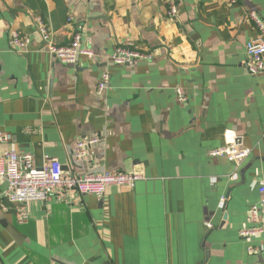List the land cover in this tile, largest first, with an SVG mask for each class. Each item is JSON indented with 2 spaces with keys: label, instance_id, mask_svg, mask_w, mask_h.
<instances>
[{
  "label": "crops",
  "instance_id": "1",
  "mask_svg": "<svg viewBox=\"0 0 264 264\" xmlns=\"http://www.w3.org/2000/svg\"><path fill=\"white\" fill-rule=\"evenodd\" d=\"M165 9L162 0H0V130L12 147L80 176L143 177L132 189L28 203L26 221L0 179V264H264V233L238 236L264 185V73L242 64L257 33L246 14L264 20V0H179L175 19ZM38 18L57 45L83 25L94 56L53 59ZM11 30L29 38L27 50L11 47ZM124 43L152 59L111 63ZM103 71L109 88L97 94ZM93 135L91 157L73 162L75 142ZM232 142L249 151L238 166L209 156Z\"/></svg>",
  "mask_w": 264,
  "mask_h": 264
},
{
  "label": "built area",
  "instance_id": "2",
  "mask_svg": "<svg viewBox=\"0 0 264 264\" xmlns=\"http://www.w3.org/2000/svg\"><path fill=\"white\" fill-rule=\"evenodd\" d=\"M166 9L165 14L175 19L178 13L179 0H162ZM235 4L236 0H230ZM254 24L256 34L248 39L244 45L243 67L250 75L264 73V20L254 11L247 14ZM72 21L71 17L67 22ZM73 23V22H71ZM83 25L74 24L70 41L65 45H57L50 31L40 18L36 20V30L43 42V48L55 60L68 65H75L80 56L92 58L94 52L85 43ZM10 45L17 52L27 50L29 38L21 36L15 30L9 32ZM153 53L131 48L128 43L116 46L109 56L111 63L115 65H130L134 61H149ZM110 75L103 71L97 83V94L105 93L109 88ZM178 100L185 101V96L180 87L176 88ZM99 135L85 136L78 139L71 152L73 162L86 161L93 154L94 146L100 141ZM12 138L8 132L0 130V179L7 183L2 196L12 203L21 205L18 212L19 219L26 221L28 211L24 205L31 202H45L51 197L57 200H65L72 193L81 195H103L109 186L132 189L136 181L142 179L138 173H126L120 171H102L98 174L76 175L68 167H64L57 158L45 156L43 164L35 165L33 155L27 152L17 151L12 147ZM249 151L239 144L232 142L225 146L211 149L209 156L225 157L236 166L247 157ZM259 201L252 205L247 213V225L238 230V236L250 240L264 233V185L258 188ZM224 197L220 200L224 201ZM211 227L210 224L207 225ZM259 249L249 247L248 252H258Z\"/></svg>",
  "mask_w": 264,
  "mask_h": 264
}]
</instances>
